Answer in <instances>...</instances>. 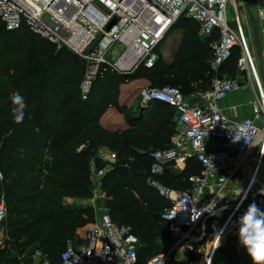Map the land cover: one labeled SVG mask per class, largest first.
I'll list each match as a JSON object with an SVG mask.
<instances>
[{
	"label": "built area",
	"instance_id": "obj_1",
	"mask_svg": "<svg viewBox=\"0 0 264 264\" xmlns=\"http://www.w3.org/2000/svg\"><path fill=\"white\" fill-rule=\"evenodd\" d=\"M230 2L0 0V18L8 30L26 27L79 56L85 64L80 84L84 100L89 98L95 81L108 72L131 75L141 68L153 69L161 59L163 42L182 16L198 22L200 38H214L210 69L215 75L210 87L189 95L173 85L148 88L143 93L150 106L166 103L177 113V131L169 146L148 152L152 164L147 177V182L170 200L162 217L169 222L172 243L146 264H213L215 244L211 242L230 230L236 231L237 218L252 202L264 209V86L245 28H235L229 22ZM257 4V19L263 23L264 0H257ZM117 43L124 49L113 59L111 49ZM237 48V68L242 79L219 76L221 66ZM248 86L254 96L252 116L233 121L224 114L220 103ZM84 147L81 145L79 151ZM191 159L201 168L200 174L190 177L191 188H172L157 179L167 167L178 165L184 169ZM98 161L104 165L97 166ZM117 161V152L105 146L99 147L91 159L94 198H108L103 179ZM94 214L81 242H70L62 251V264H141L140 241L131 226L115 222L106 205H99ZM7 216L8 202L2 195L0 247L9 237ZM22 264L50 261L36 250L32 260H23Z\"/></svg>",
	"mask_w": 264,
	"mask_h": 264
},
{
	"label": "trees",
	"instance_id": "obj_2",
	"mask_svg": "<svg viewBox=\"0 0 264 264\" xmlns=\"http://www.w3.org/2000/svg\"><path fill=\"white\" fill-rule=\"evenodd\" d=\"M177 22L175 30L183 31L177 48L179 66L168 74H157L168 83L164 85L180 87L189 95L211 85L215 75L210 69L214 38H200L199 24L193 18L182 16ZM55 47L26 27L8 30L0 18V198L6 196L9 214V237L0 247V264L31 261L36 250H41L50 264H62L61 253L67 242L73 241L76 227L68 222L70 213L61 204V191H74L78 198L91 196L90 161L102 146L118 154L117 163L103 179L108 198L102 205L108 206L115 222L131 226L140 241V263L146 264L161 253L157 242L172 241L169 222L162 217L170 200L150 185L147 177L152 164L148 152L168 147L177 131L176 109L166 103H154L141 114L140 106L129 114L128 129L109 131L99 119L106 107L114 105L115 92L109 94V103L104 106L96 98L95 86L104 80L116 91L121 83L157 68L162 54L153 69L141 68L131 75L108 72L99 77L89 98L84 100L80 89L84 62L69 49L55 51ZM239 56L237 48L225 64L237 66ZM147 78L154 80L152 76ZM16 91L27 103L25 119L20 124L14 123L10 115V97ZM139 115L142 117L136 119ZM147 115L153 118L152 126L145 122ZM10 132L12 136L8 135ZM81 145L85 147L79 151ZM48 157L52 160L46 164ZM103 165L97 162V166ZM172 167H167L157 179L180 190L191 188L190 177L201 170L193 159L182 171ZM39 178L44 182L42 192L40 184H36ZM93 211L88 208V216L76 214L74 219L92 222ZM213 264L219 262L214 260Z\"/></svg>",
	"mask_w": 264,
	"mask_h": 264
},
{
	"label": "rangeland",
	"instance_id": "obj_3",
	"mask_svg": "<svg viewBox=\"0 0 264 264\" xmlns=\"http://www.w3.org/2000/svg\"><path fill=\"white\" fill-rule=\"evenodd\" d=\"M178 23V22H177ZM176 25H174L171 31H174ZM174 29V30H173ZM178 30V29H177ZM169 32L168 37H166L165 41L163 42L162 46V60L160 61L157 68L151 71H144V76L139 77L136 79L131 80L127 83H121L116 91H113L111 89V85L109 86L107 82L100 81L96 84V98L99 99L101 102H103L104 106L109 103V94H112L113 97V106L106 107L104 113L100 117L99 121L103 128L109 130V131H119V130H126L131 125L128 122L129 114H131L132 111L137 110L136 107L139 102H141V94L143 95L144 92L148 88L153 87H159L164 84H168L167 82H164L161 80V76L157 73L160 72H166L168 74L169 71L174 67L177 68L180 63V57L177 54V48L180 43V40L182 39L183 33L178 31H174L173 33ZM170 35V36H169ZM61 48H56L55 51H58ZM124 46L122 44L117 43L111 51L113 52V59H116L121 52L123 51ZM147 76H152L154 79L153 81L149 80ZM156 84V85H155ZM146 109V108H145ZM144 109V110H145ZM146 111V110H145ZM142 116H137L136 119H140ZM146 118V124H149L152 126L153 118L150 119V117L147 115ZM135 119V122H137ZM148 120V121H147ZM144 124V123H143ZM9 136H12V133L10 132L8 134ZM17 135V133L15 134ZM157 148V147H156ZM52 160L51 157L46 158V164H48ZM172 169L176 171H182L184 170L181 166H173ZM47 171H44V177L48 176ZM1 179V178H0ZM43 179L39 178V180L36 181V184H40V190L39 192H42L44 189L43 186ZM95 185V184H94ZM93 183L91 182L90 188L93 189ZM234 187H237V183L234 184ZM64 192V196L62 197L61 204L63 208L66 209V212L70 213L67 215L69 224H73L75 226V234L73 241H68L67 245L70 242H74L75 244L80 243L82 240V237L85 234V231L90 226L91 222H83V221H77L75 220V215L79 214L82 218L84 216H88V213L85 212L86 209L92 208L95 210V208H98L99 205L103 204L102 199H96L94 198V192L92 190L91 196L87 198H78L74 195V191L68 190V191H61ZM100 195L102 194V191L99 192ZM41 202V200H39ZM43 202V199H42ZM94 212V211H93ZM9 220V214L6 219V227L8 225ZM210 242V241H209ZM172 242H169L167 240H162L157 242L158 244V251L163 252L166 251L170 244ZM208 243V242H207ZM212 245H214V260L218 261L219 264H248L247 263V254L246 251L239 246L238 244V237L236 235L235 230H230L226 232L221 239L218 241L211 242ZM66 245V244H65ZM64 248V247H63Z\"/></svg>",
	"mask_w": 264,
	"mask_h": 264
},
{
	"label": "crops",
	"instance_id": "obj_4",
	"mask_svg": "<svg viewBox=\"0 0 264 264\" xmlns=\"http://www.w3.org/2000/svg\"><path fill=\"white\" fill-rule=\"evenodd\" d=\"M257 13V0H231L228 6V19L230 24L235 28H238L239 26L244 27L245 31L247 32V35L250 38V43L253 47L257 63L259 65V76L264 86V22L261 23L258 21ZM174 31H171V33H173ZM179 31L183 33V31ZM232 66L233 63L223 64L218 72L219 76H237L242 79V72L239 71L237 66ZM253 100L254 96L252 87L248 86L243 88L242 90L237 91L236 93H233L228 99L223 100L220 103V106L224 114L229 119L233 121H240L246 117L252 116ZM139 103L140 104H138V106L142 107L141 114L143 113V110L145 108V110L151 108L150 104H147L144 101L142 94L141 102ZM177 257L180 258L181 254H177ZM246 257L247 263L252 264L248 255ZM179 264H184V262H180Z\"/></svg>",
	"mask_w": 264,
	"mask_h": 264
},
{
	"label": "clouds",
	"instance_id": "obj_5",
	"mask_svg": "<svg viewBox=\"0 0 264 264\" xmlns=\"http://www.w3.org/2000/svg\"><path fill=\"white\" fill-rule=\"evenodd\" d=\"M10 115L14 123L20 124L25 119L27 103L25 97L19 92H13L10 97ZM264 195V190L261 191ZM238 244L242 247L252 264H264V209L255 202L248 205L235 224Z\"/></svg>",
	"mask_w": 264,
	"mask_h": 264
},
{
	"label": "water",
	"instance_id": "obj_6",
	"mask_svg": "<svg viewBox=\"0 0 264 264\" xmlns=\"http://www.w3.org/2000/svg\"><path fill=\"white\" fill-rule=\"evenodd\" d=\"M123 75H126V74H123ZM177 122V120H175V123Z\"/></svg>",
	"mask_w": 264,
	"mask_h": 264
}]
</instances>
